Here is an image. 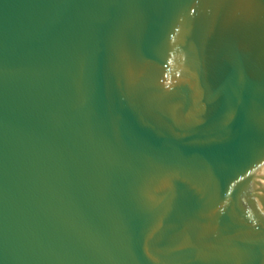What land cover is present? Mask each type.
<instances>
[{
    "label": "water",
    "instance_id": "water-1",
    "mask_svg": "<svg viewBox=\"0 0 264 264\" xmlns=\"http://www.w3.org/2000/svg\"><path fill=\"white\" fill-rule=\"evenodd\" d=\"M0 264H264V0H0Z\"/></svg>",
    "mask_w": 264,
    "mask_h": 264
}]
</instances>
